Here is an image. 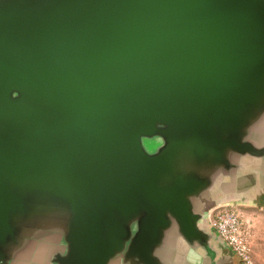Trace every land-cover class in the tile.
<instances>
[{"label":"water","instance_id":"obj_1","mask_svg":"<svg viewBox=\"0 0 264 264\" xmlns=\"http://www.w3.org/2000/svg\"><path fill=\"white\" fill-rule=\"evenodd\" d=\"M263 190L264 0H0V264H218Z\"/></svg>","mask_w":264,"mask_h":264},{"label":"built area","instance_id":"obj_2","mask_svg":"<svg viewBox=\"0 0 264 264\" xmlns=\"http://www.w3.org/2000/svg\"><path fill=\"white\" fill-rule=\"evenodd\" d=\"M242 213L236 207L220 208L212 213L215 231L224 239L243 264H254L252 248L244 228Z\"/></svg>","mask_w":264,"mask_h":264},{"label":"rangeland","instance_id":"obj_3","mask_svg":"<svg viewBox=\"0 0 264 264\" xmlns=\"http://www.w3.org/2000/svg\"><path fill=\"white\" fill-rule=\"evenodd\" d=\"M237 209L242 213L244 228L252 248L253 262L264 264V210L249 212L242 208Z\"/></svg>","mask_w":264,"mask_h":264},{"label":"crops","instance_id":"obj_4","mask_svg":"<svg viewBox=\"0 0 264 264\" xmlns=\"http://www.w3.org/2000/svg\"><path fill=\"white\" fill-rule=\"evenodd\" d=\"M237 208L245 209V211H255V210H264V190L257 193L253 202L247 204H240ZM223 259H221L218 264H243L242 261L237 257L233 258H225L224 255ZM195 264V263H193Z\"/></svg>","mask_w":264,"mask_h":264}]
</instances>
